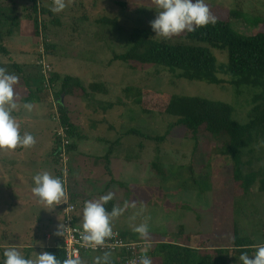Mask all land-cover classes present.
<instances>
[{"label":"rangeland","instance_id":"obj_1","mask_svg":"<svg viewBox=\"0 0 264 264\" xmlns=\"http://www.w3.org/2000/svg\"><path fill=\"white\" fill-rule=\"evenodd\" d=\"M39 1L46 9L53 6V0ZM65 2L67 7L63 11L42 12L37 17L41 29V40L37 41L33 23L26 17L31 12L32 2L19 0L17 15L20 22L11 37L0 40V44L4 42L10 52L5 55L0 51V60L11 59L12 63H7L9 73L19 76L13 68L14 63L19 64L24 68L23 76L34 77L36 82L30 80V84H41L43 77L37 75L41 69L36 60L43 48L52 69L50 77L58 71L64 75L77 72L86 88L94 83L106 85V91L100 88L88 91L90 95L84 98L85 107L79 105L81 100L77 97L65 98L67 107L74 111L71 119L82 135L76 141L77 149L69 154V166L65 162L69 184L76 186L77 197L74 200L82 211L85 201L98 200L112 193L110 201L114 207L128 204L121 215L112 219V228L130 233L136 240L152 241V246L156 237L175 241L185 235H190V242L195 245L199 239L197 235L214 232L213 195L220 181L230 177V158L222 153L220 145L208 140H201L194 151L195 142L187 130L183 126H169L176 117L161 113L159 107L162 108L163 102L165 105L166 96L163 101L151 99L157 110L145 111L148 103L137 105L132 96L125 95V88L131 86L162 94L224 102L233 106L234 118L241 123L247 121L253 91L246 86L237 92L236 87L228 83L217 85L187 80L178 77L180 71H170L162 66L114 61V54H122L129 49L128 36L134 27L151 28L149 22L156 16L153 0ZM204 3L213 10L222 7L224 11H235V16L231 13L226 16L232 26L245 35L255 34L264 28V0H204ZM102 17L108 18L106 24H99ZM186 33L182 31L170 38H182ZM46 43L54 48H47ZM211 51L218 64L227 63L224 51L212 48ZM218 77L224 82L233 79L223 71ZM30 105V110L25 107L23 110L33 118L39 112L33 109L34 104ZM46 112L47 106L43 105L44 115ZM51 119H45L47 126L40 124L39 136L32 146L25 147L26 154L14 157L9 149L0 150V167L6 168L10 175L16 171L23 172L13 176L12 184L5 181L7 195L5 187L0 192V258L4 249L16 248L25 258L35 260L40 252L58 240L55 232L60 220L55 208L49 210V205L39 202L30 192L33 187L31 176L36 171H47L60 177L59 161L55 162L52 154V134L57 124ZM18 123L21 134L31 132L30 127L25 128L20 120ZM161 136H164L162 141L154 139ZM110 150L107 163L103 157ZM255 150L264 163V144L258 141ZM154 162L161 168L159 173L153 168ZM18 175L24 180L18 182ZM104 183L108 188L102 191ZM256 187L246 195L234 197L233 204L225 210L228 216L217 218L216 246H231L235 227L240 237L250 238L257 246L264 244V191H258ZM227 199L229 202L230 198ZM145 221L149 226V236L141 238L133 228ZM234 253L229 249V264H239ZM104 255L88 253L81 256V261L91 264L97 257L103 261Z\"/></svg>","mask_w":264,"mask_h":264},{"label":"trees","instance_id":"obj_2","mask_svg":"<svg viewBox=\"0 0 264 264\" xmlns=\"http://www.w3.org/2000/svg\"><path fill=\"white\" fill-rule=\"evenodd\" d=\"M21 1L32 2L31 12L26 17L33 23L36 33V35L33 34L34 37L36 40L38 39L37 41H40L41 29L37 17L42 12L51 14L52 11L42 7L39 0ZM18 2L19 0H0V40H3L6 36H11L14 33V28L19 25ZM119 3L124 6L123 3ZM207 6L211 15L217 18L215 24L197 27L195 31H187L182 38L175 40L158 38L151 28L134 27L128 36L129 49L122 54H114L113 60L162 66L170 71H180L178 77L187 80H198L217 85L228 83L234 85L237 92L245 86L253 91L247 121L241 123L234 118L233 106L224 102L187 95L162 94L131 86L125 88V95L132 96L134 103L137 105L148 103V108H145V111H149V109L157 110L152 100L163 101L164 96H166L165 105L163 102L162 108L159 107L160 111L162 110L161 113L176 117V120L169 126H183L189 133V137L195 142L194 151H196L201 140H208L220 145L222 153L230 158V177L220 181L219 187L213 195L211 210L213 218L217 220V218L228 216L225 210L233 204L234 197L250 193L255 185L258 191H264V163H261L263 158L255 150L258 141L264 144V28L255 34L245 35L237 31L232 26L228 16H226L227 13L235 16V11H224L222 7H215V11L213 7ZM100 20L102 22L99 24H106L108 18L102 17ZM111 22L115 23V20ZM46 47L54 48V46L47 43ZM211 48L226 53L227 63L225 65L218 64ZM0 51L7 54V51L1 46ZM19 66L13 64V68L20 73ZM40 71L37 75L42 76L43 80L37 87H32V83H29L34 77L23 76V74L19 76L17 84H29L30 86L27 88L29 92L23 97L18 96V98L28 103L38 100L43 91L48 92L50 104L53 108L51 117L57 124L52 134L54 137L52 154L55 162L58 163L61 140L58 130L61 127L69 141L65 145L69 166L71 161L69 154L77 149L76 141L81 139L82 135L69 115L70 110L67 107L65 98L87 99L90 95L88 91L93 92L98 88L106 91L107 87L105 84L94 83L89 84L86 88L78 76L59 74V72H54L52 77L46 80L42 70ZM221 71L227 72L233 79L224 82L218 77ZM130 131L136 133L135 130ZM154 139L162 141L164 136L154 137ZM105 141L107 142V140ZM110 153L111 150L103 157L107 163H109ZM152 165L159 173L161 168L157 162ZM68 176L66 181L62 182L69 195L71 193L70 201L76 208L74 199L77 196L72 195ZM227 197L230 198L229 202ZM113 207L112 201L105 204V208L109 212ZM75 213L73 215V225L81 227L76 223ZM58 217L61 222L60 213ZM216 220L213 223L214 232L197 235L199 239L195 245L190 242L192 238L190 235H185V237L175 241L161 240L154 242L149 250L152 264H229V249L234 250L239 264H242L239 259L241 252H247L249 258L255 254L258 246L254 245L250 238L240 237L236 227L234 228L231 246H216L214 242ZM118 232L126 240H136L135 237L129 238L122 231ZM58 240H60V235H58ZM45 251L55 254L58 260L64 261V250L58 247L57 243L46 247ZM88 253L85 254L88 255ZM97 253L101 254L103 252ZM103 254H107L106 264H117V258L121 256V254L115 256L107 252ZM111 255L115 257V260ZM101 264H105V261H101Z\"/></svg>","mask_w":264,"mask_h":264},{"label":"clouds","instance_id":"obj_3","mask_svg":"<svg viewBox=\"0 0 264 264\" xmlns=\"http://www.w3.org/2000/svg\"><path fill=\"white\" fill-rule=\"evenodd\" d=\"M153 2L156 16L149 23L155 35L163 38H170L182 31L193 32L197 27L216 23L217 18L211 15L204 0H153ZM66 7L65 0H53L50 11L58 13ZM18 80V76L9 74L5 68L0 67V150H14L17 146L30 147L35 143L31 133L21 134L20 124L11 115L12 110L16 108L13 97L14 85L17 84ZM24 107L31 109L30 104H25ZM32 180L31 191L33 195L39 202L49 205V210L58 204L67 203L66 189L59 177L44 171L35 174ZM111 199H113V194L108 193L98 200L84 202L81 213L83 229L81 239L84 245L94 248L102 246L106 238L114 235L111 221L121 215L128 204L125 203L124 207H113L109 212L106 210L105 204ZM64 229L65 225L59 224L55 234L63 235ZM133 231L138 233L141 238H147L149 236L147 221L135 226ZM55 243L60 244V240ZM239 259L242 264H264V244L256 248L252 258H249L247 252H241ZM103 260L106 264L107 254L104 255ZM0 264H82V261L77 253H73L71 257L60 261L55 254L48 251L40 252L33 260L25 258L16 248H6L3 250ZM96 264H101L100 257L96 258ZM132 264H136V261H133ZM139 264H152V260L147 256H141Z\"/></svg>","mask_w":264,"mask_h":264},{"label":"built area","instance_id":"obj_4","mask_svg":"<svg viewBox=\"0 0 264 264\" xmlns=\"http://www.w3.org/2000/svg\"><path fill=\"white\" fill-rule=\"evenodd\" d=\"M45 49L42 48L41 55H39L37 59V63L41 66L42 73L44 78L47 80L50 77L51 66L46 61L45 58ZM58 135L60 136V147L58 151L59 155V178L65 182L68 176V171L65 166V162H68V157L65 152V145L68 144L67 136L64 130L60 127L58 130ZM67 203H61L56 205L58 211L61 215L60 224L65 225L63 235H60V246L64 250L65 257L69 258L73 255V253H77L81 258V254L89 252V253H110L120 257L117 258V264H132L133 261H136V264H139V258L141 256H147L150 258L149 250L152 246V243L146 240H126L122 238L119 232L116 229H113L114 235L110 238H106L104 245L91 247L84 245L81 239V232L83 231L82 226L73 225L74 221V213L76 211L75 205L70 201V195L68 193L67 188ZM47 239H49V235H47Z\"/></svg>","mask_w":264,"mask_h":264},{"label":"crops","instance_id":"obj_5","mask_svg":"<svg viewBox=\"0 0 264 264\" xmlns=\"http://www.w3.org/2000/svg\"><path fill=\"white\" fill-rule=\"evenodd\" d=\"M9 37H11V36H9ZM3 41V40H2ZM1 41V42H2ZM0 46L1 47H3L4 48V50H6L7 51V54H5V55H9V50L7 49V47L4 45V42L2 43V44H0ZM10 59V58H9ZM7 63H12V61H11V59L9 60V61H7V60H0V67H3V68H5L6 69V71L9 73V71H8V66H7ZM71 63V62H70ZM14 64H16V63H14ZM18 66H19V64H17ZM20 67V70H21V72L20 73H18V75L19 76H21L22 75V73H23V71H24V68L23 67H21V66H19ZM81 70H83V65H82V67H81ZM59 72V71H58ZM60 73V72H59ZM72 75H74V76H79V74H77V72H74V73H71ZM18 76V77H19ZM40 84H32L31 86L32 87H37V86H39ZM85 85H87V84H85ZM108 85V84H107ZM28 86H30L29 84H16V85H14V97H13V99H14V101H15V103H16V108L15 109H13L12 110V112H15V115H12L15 119H16V121L17 122H19V120H20V122H22L23 124H24V126H25V128L27 127V129L30 127V129H31V134L33 135V137H34V139H35V141H36V137L37 136H39V132H37V130H38V128L40 127V124L41 123H44L46 126H47V123H46V121H45V119L48 117L49 119H51L52 117V115H51V113L53 112V108L51 107V104H50V99H49V94H48V92H42L41 94H40V98L38 99V100H35V101H33V102H28L29 104H34L35 106L33 107V109L34 110H36L37 112H39V114L37 115V116H34L33 118H31V117H28L26 114H25V112H24V110H23V108H24V105L26 104L25 102H23L21 99H19L18 98V96H20V97H23L25 94H27L28 92H29V90L27 89L28 88ZM17 98H18V100H17ZM70 98V97H69ZM72 98V97H71ZM67 99V98H66ZM65 99V101H66V103H67V105H68V101ZM78 100H81V102H79L80 104L79 105H81V106H83V107H85V105H83L84 103H85V101H86V99L84 100V98H78ZM43 105H46L47 106V112L45 113V115H44V113H43ZM109 105V107H111V104H107V106ZM69 110H70V117L72 118L73 117V109L72 108H69ZM11 112V113H12ZM81 112H84V110L82 109L81 110ZM40 118H41V120H40ZM52 120V119H51ZM26 129V130H27ZM40 130V129H39ZM38 130V131H39ZM115 144H116V141L114 142ZM78 146V145H77ZM29 148V147H28ZM10 151H12L13 153H14V157H18L19 156V154H21V156H22V154H26V151H25V147H22V146H17V148L15 149V150H10ZM36 151H39L38 149L36 150ZM11 152V153H12ZM30 151H29V149L27 150V153H29ZM24 156V155H23ZM97 157H99V156H97ZM14 166L15 167H17V164H14ZM71 171V170H70ZM16 173H18L19 175L20 174H22L21 172L19 173L18 171H16ZM16 173H11V175L10 174H8V170L6 169V168H4V167H0V192H2L3 190H1L3 187H5V181L6 182H8V183H10V184H12L13 183V181H14V179H13V176L15 175L16 176ZM37 173H41V171L39 172V171H36V174ZM17 176V178L18 179H20L18 182H20V181H22V180H24V179H22V176ZM35 175V174H34ZM33 174H32V176L31 177H33L34 176ZM23 178H24V176H23ZM30 179V178H29ZM11 186V185H10ZM10 186H7V187H10ZM108 188V185L107 184H105L104 183V187H103V189H102V191H105L106 189ZM5 189L7 190V188L5 187ZM70 189H71V192H73L72 193V195H74L75 194V192H76V186H74L73 184L70 186ZM30 192L32 193V191H31V188H30ZM7 193H8V190H7V192L5 193V195H7ZM198 195H199V193H198ZM75 202V204L77 203V200H74ZM79 204L77 203L76 204V223L77 224H79V225H81L82 226V220L80 221V219H81V213H82V211L79 209V206H78ZM78 209H79V211H78ZM55 210H56V213H57V215L59 216V211H58V208L57 207H55ZM79 212V213H78ZM80 222V223H79ZM125 235H127V236H129V237H134V236H132L130 233H124ZM136 238V237H135ZM140 239V238H139ZM161 240H164L163 238L162 239H160L159 237H156V239H155V241H153V243L154 242H159V241H161ZM168 240V239H167ZM152 242V241H151ZM87 256V254H85V253H83V254H81V256ZM82 256V257H83ZM81 259V258H80ZM102 261V260H101ZM87 262H89V260H87ZM91 262V261H90ZM92 263V262H91ZM96 263V262H95ZM82 264H85V263H82Z\"/></svg>","mask_w":264,"mask_h":264},{"label":"water","instance_id":"obj_6","mask_svg":"<svg viewBox=\"0 0 264 264\" xmlns=\"http://www.w3.org/2000/svg\"><path fill=\"white\" fill-rule=\"evenodd\" d=\"M57 246L60 247V244L58 243Z\"/></svg>","mask_w":264,"mask_h":264}]
</instances>
